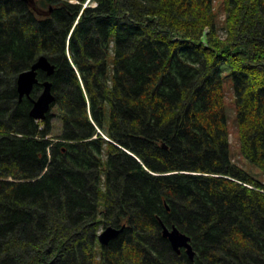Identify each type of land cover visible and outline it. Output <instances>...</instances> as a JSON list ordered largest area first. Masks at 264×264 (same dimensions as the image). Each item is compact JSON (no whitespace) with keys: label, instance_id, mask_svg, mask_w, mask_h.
I'll list each match as a JSON object with an SVG mask.
<instances>
[{"label":"trees","instance_id":"obj_1","mask_svg":"<svg viewBox=\"0 0 264 264\" xmlns=\"http://www.w3.org/2000/svg\"><path fill=\"white\" fill-rule=\"evenodd\" d=\"M86 1L0 0V264H264V184L230 158L224 92L264 172V0ZM41 55L55 71L19 99ZM46 79L57 136L29 115Z\"/></svg>","mask_w":264,"mask_h":264},{"label":"water","instance_id":"obj_2","mask_svg":"<svg viewBox=\"0 0 264 264\" xmlns=\"http://www.w3.org/2000/svg\"><path fill=\"white\" fill-rule=\"evenodd\" d=\"M29 6L35 9L39 14H48L52 9L51 7L48 10L39 9L34 0H24ZM38 71L45 72L47 77L53 75L55 71V65L52 64L48 58L44 55H41L37 58L31 66L23 71H21L16 80V88L18 92V97L21 99L23 96L29 97L30 92L33 89V86L38 83L37 74ZM42 90L37 96L36 99L32 100V107L29 111L30 117L35 120H44L47 113L50 111L52 102L54 101V95L51 91V81L46 79L41 82ZM125 224H122L120 227H115L113 225H107L102 229L97 235V240L101 245H106L110 240L116 238L119 233L123 231ZM162 235L168 239L172 249L176 253H180L181 249H184L185 253L190 259H193L195 252L192 249L190 244V237L180 231L176 226L171 228L166 227L162 224Z\"/></svg>","mask_w":264,"mask_h":264},{"label":"rangeland","instance_id":"obj_3","mask_svg":"<svg viewBox=\"0 0 264 264\" xmlns=\"http://www.w3.org/2000/svg\"><path fill=\"white\" fill-rule=\"evenodd\" d=\"M87 5H93V1L87 0ZM220 0H214V7L218 8ZM85 5V4H84ZM222 17V15H221ZM225 81V80H224ZM224 92H225V113L226 121L228 128V140H229V154L230 158L234 163L239 165L244 169L248 174L253 178L259 180L264 184V172L259 169L256 165L249 162L241 153L239 147L238 133L236 129V112H235V102H234V93L232 90V84L230 79H226L224 82ZM50 121L52 124L51 134L49 136H57L60 132V126L62 123V113L54 106L50 110ZM102 229V228H101ZM98 255L96 254L94 261L96 263Z\"/></svg>","mask_w":264,"mask_h":264},{"label":"bare ground","instance_id":"obj_4","mask_svg":"<svg viewBox=\"0 0 264 264\" xmlns=\"http://www.w3.org/2000/svg\"><path fill=\"white\" fill-rule=\"evenodd\" d=\"M110 44V43H109Z\"/></svg>","mask_w":264,"mask_h":264}]
</instances>
